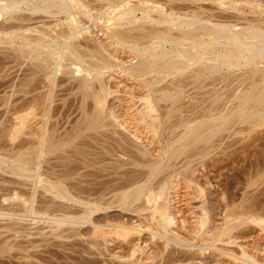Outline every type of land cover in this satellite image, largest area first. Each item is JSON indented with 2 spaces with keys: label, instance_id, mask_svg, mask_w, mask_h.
<instances>
[{
  "label": "rangeland",
  "instance_id": "obj_1",
  "mask_svg": "<svg viewBox=\"0 0 264 264\" xmlns=\"http://www.w3.org/2000/svg\"><path fill=\"white\" fill-rule=\"evenodd\" d=\"M80 1L87 4V6H85L87 10L90 9L88 10L90 15L88 13V17L86 18L80 15L79 19L84 26L90 27L88 28L89 33L87 32L85 35L81 33L77 38H74V40L68 38L66 34L70 33V28L68 26L69 19L66 16L69 15L67 12L69 9L60 11L61 9L56 7L43 11V9H46L44 7L46 5L40 3V0H28V2L22 4L20 8H14L15 10H10L6 14H4V12L7 10L5 11V9H2V11H0V264H131L134 262L129 259V256L134 249L137 252H135L136 258L143 259L141 262L142 264L160 263V252L156 246V249L153 248L155 244L150 240L151 234L146 231L139 237L132 236L128 238L124 243L123 241L114 240L115 238H110L109 243L106 244L102 241V243H104L101 245V249H96L91 243L93 238L92 225H90V223H85L81 227V225L77 224L79 220L77 217L81 213L80 211L85 207L81 203L84 202L83 199L88 201V199L94 198L96 195V197L100 195L102 197V194L107 192L106 189L109 191L111 183L112 185L117 183L114 179L118 180V178L121 177L122 174L116 172L117 170L119 171V167L121 166L118 162V158L120 157L119 159H123L121 161L127 162V158H129L128 156L130 154L129 152H131L132 149L135 150L133 146L126 144L128 141H134V139L126 137L129 136V134H127L128 131L125 129L126 127L138 131L142 137L139 144L144 141L143 145L145 143L148 144L149 141L153 140L159 143L162 139H164L163 141H167L168 136L174 137V135H178L184 131V126L181 125V122L190 115L184 116L190 109H188V107L191 106L193 108L196 104V107L199 108V106L204 103L208 104L214 99L212 97H214L217 90L221 89L222 84L225 85L222 87L226 88H223L224 90L221 89L223 91L222 99L224 100L225 98V104L226 101L230 106L233 104L232 107H234V110L229 109L225 111V117H229V124L225 123L226 126L223 124L224 126L214 129L211 132L212 137L210 141L207 145L205 144L207 148L213 147L211 154L214 155L212 158L208 159V162L212 163L209 165L211 168L209 167L208 170L212 172L210 174L211 176L213 175V180L217 182V189L223 192L221 197L225 196L224 199L228 202L234 201L238 209L244 205L249 206L252 204L257 208L253 207L254 210H257L256 212L253 210L254 215L258 212L255 216L264 219V125L255 124V122L257 123L258 120H261L264 116V99L262 101L254 98L252 104L253 108L250 111L251 108H249V105L247 113L246 111L242 113V110L240 113V109L242 108L237 104L239 101L235 102V105L234 103L231 104V100L233 101V99H236L234 95L237 94L238 96L243 90H251L253 93L250 91V94L256 96L257 93H260L261 89H264V84L262 83L264 80V66H262L264 64V59L263 63L258 64L259 68L257 70H251L254 67L251 66V68L249 67L250 65L236 67L234 74H231L233 79L235 78L236 80L234 79L230 84L232 81L230 79L232 77L226 79V83L229 82V87L224 83L225 81H223V83L221 82L222 84L220 83V87L217 85L215 86V89L217 88L216 91H214V89L213 92L206 95H199L198 89V91L196 90L197 92L194 91L195 93H192V98L191 95H182L184 96L182 97L179 94L181 99H179L178 96L174 99H179L175 101H177L180 107H176L177 109H173L171 112L169 111L170 108L168 109L167 103H172L174 99L172 98L170 101L159 99L162 96L160 92L157 93V91H159L160 88H166V86L169 88L171 85L169 82L174 79V76L173 79L166 77V79H164L165 81L163 80L162 83L160 81L159 85H156L158 87L155 85L152 86V88L155 87L154 89L150 88V86L147 87L151 78L153 82L154 79H160L162 77L153 72L152 74L149 73L146 77L139 78L137 70L141 68V63H138V65L136 62H140V59L135 53H132L128 49V51H125L127 53L125 55H128L127 58L129 57V60L117 61L121 66H118L113 71L111 70L110 72H102L99 74L101 77L103 76L102 78L104 81L101 79L103 84L99 81L92 80L90 82L92 85H87V87L82 83V77L85 75L81 71L82 67L80 68L81 73H77V71L73 73L75 69L67 66L71 62L70 59H73L72 56H69L66 60L64 59L62 63L63 66L56 70L55 63H53L54 61H46L44 60L45 57L43 58V56L40 55L37 57V51L48 52L54 50L55 53H57L55 56L58 57L62 51L66 50L69 52L72 46H82V49L87 50L89 47L95 46L101 39L104 40L105 31H114L115 27L120 25V22L117 23L118 21H113L116 24L114 26L106 23L107 18L104 17H108L111 15L110 13H113L110 8H108L109 5L117 4L118 8L121 9V7H125L127 4H140L139 2L142 0ZM121 1L123 6L122 3H120ZM153 1H158L167 7H179V9L177 8L179 11L175 10L176 12H188V14H190L194 11H205L204 14H202L203 16H210V14L212 16L213 14L215 17L214 19L218 20L221 18L223 21L229 20L236 23L239 28L252 25H259L264 28V5H259V2L264 3V0H259L258 5L257 2H255L256 4L253 3L254 5L252 3H246L247 0H193V2L192 0ZM119 3L121 7L118 5ZM191 3L194 4L192 5ZM37 4L43 9L33 11L32 9ZM150 5L149 9L152 11V2ZM140 7L141 6H139V8ZM101 8L103 9L101 15L95 13L98 11L101 13ZM104 10H106V12H104ZM117 11L116 13H118ZM107 12L108 14H106ZM2 13L3 15H1ZM97 15L100 16H98L99 21L96 20L94 23L91 21V16L97 17ZM150 15H155V17H157L159 14L153 11ZM216 15L217 17L219 15V17L217 18ZM139 16H141V14ZM141 24H144V26L147 25L146 28H149V30L154 26V24H147L145 22ZM67 29H69L68 32ZM121 29L124 28H119L118 30ZM24 37H27L31 43L34 42V44H38L36 45V50H31L29 46L23 43ZM107 40L109 41L107 44L112 45V48L115 49L114 41L117 40V38L114 37L113 39H106L104 41L106 42ZM67 42H71V44H66ZM110 42L113 43L111 44ZM119 50L120 48L115 49V52L117 51L118 53ZM129 68L130 70L134 69L136 74H134L133 70L129 72ZM95 73L93 72V75H95ZM180 76L181 75H177V77ZM214 76L216 75L212 77L214 78ZM210 78L208 77V80ZM174 80H176V78ZM206 80L204 85L207 82ZM210 81L212 87L213 80ZM180 84H182V82ZM194 84L197 86L200 85V82L199 84ZM207 85H209V83H207ZM101 86L106 87L107 90H110L113 94L112 100L115 102L114 109L118 116L114 121L117 120V123L114 121L112 123L110 120H105L106 122L102 121L98 124L91 122L93 115H97L93 100L95 94L100 91L101 88L99 87ZM147 90H149V92ZM147 94H149L150 99L154 101L152 104L154 113H152V115L157 116L159 114L160 117L164 118V116H166L167 118L166 120L163 119V122L160 124L155 122V131L151 130V128H154L152 126L145 127L147 126L144 125L146 123L140 120L145 111H149L150 109L149 105H146L148 103L145 101ZM210 95L212 96L209 98ZM231 95L232 98L228 97ZM238 97L237 100H239ZM182 100L186 101V103L187 100H191L194 104L190 103L193 105L189 104V106L183 104L181 107L182 103H184ZM206 100L210 101H208V103H201ZM210 103L212 105L213 101ZM177 104L175 105L178 106ZM236 104L240 108H238ZM192 108L191 110L194 111L193 109H195V107ZM202 108L200 109V111H202H198V113L197 109H195L196 113H194L196 115L194 114V117L197 118L202 113L210 112L208 110L209 108L207 110L206 108L204 109V107ZM141 110H144L143 113ZM191 110H189V112ZM204 110L206 112H203ZM141 113L142 117H140ZM250 113H253V116H251L252 118L248 116ZM244 114L248 116V119H245L247 117H245ZM20 115H22L21 117L23 118L25 115L29 116V118L25 116V118L27 117L29 119V123H27L29 126L27 124H25L27 126H17L16 123L19 121L17 118ZM191 115L193 116L192 113ZM134 117H137L135 121ZM233 118L235 122H233ZM147 119L149 123L152 121L150 118ZM190 119L193 120V118ZM118 120H120L121 123L125 121L123 124L124 126H117L120 122ZM136 121H139V123ZM181 128L183 129L181 130ZM42 138H45L46 141L43 146V156L39 160H32L33 163L31 162L29 165L30 168L32 167V169H29L34 173V178L29 180L27 177H21L16 175L15 172H12L13 169L17 168L16 159L21 157L24 158V156L25 158L35 157L36 148L39 147V141ZM137 141L134 142L137 143ZM202 144H204V142H202ZM145 146L147 145H144V147ZM151 147L152 146H150V148ZM95 153L99 154V158H96V160ZM20 165L23 166V163ZM35 166L39 168L37 167L36 169ZM128 167L133 170L134 166ZM121 168V171H119L120 173H122L123 169L125 170V166ZM38 177H41V180L45 181L37 182L39 179L36 181V178ZM55 178L61 179L66 183V191L63 193L64 195H62L63 197L47 190L48 187L46 185L49 181L57 182ZM108 180L114 182H109ZM106 186L109 188L107 187L105 189ZM182 190L181 193L187 198L190 196L193 197L191 189L183 188ZM112 194L104 198H110ZM112 197L113 198L110 199L116 200L114 196ZM200 200L202 199L191 202L198 204L201 202ZM213 200L210 201L211 203L209 202L210 205L216 203L215 201L217 199L215 201ZM175 207H172L171 211L176 218L177 224L175 227L177 230H182V232L191 230L190 224L186 222L183 216L184 214L181 212V214L179 212L177 213ZM77 211L78 213H76ZM109 215L112 221L120 220L122 222L124 221V224L128 223V225L137 220L132 212L123 211L118 207L111 209L108 216ZM95 216H100V219H105V213L103 212ZM114 217L117 219H114ZM131 221L133 222L131 223ZM255 224L256 223L252 221L249 222L248 220L247 224H244V227L240 228L241 231L238 232L241 236V239L238 241L242 244L243 248L248 249L257 259H260V261L263 259L264 261V226ZM228 248L239 250L237 245L229 246ZM122 254V258L116 257V255ZM136 258L134 257L133 259ZM155 258L157 259L155 260ZM95 260L98 263H96ZM219 260L220 263L223 261V263L228 264V260L224 258H219ZM186 264L191 263L188 262Z\"/></svg>",
  "mask_w": 264,
  "mask_h": 264
},
{
  "label": "bare ground",
  "instance_id": "obj_2",
  "mask_svg": "<svg viewBox=\"0 0 264 264\" xmlns=\"http://www.w3.org/2000/svg\"><path fill=\"white\" fill-rule=\"evenodd\" d=\"M26 2H28V0H0V9H1L0 11H2V9L3 10L5 9V11L6 10L7 11L6 12L3 11V12L4 14H6L8 11L13 10L14 8H20L22 4L24 3L26 4ZM151 2L153 4L152 11L149 9V6H151L150 5ZM247 2L250 4L257 2L258 5L259 0L258 1L247 0L246 3ZM40 3H44L46 5L44 6L46 9L41 8V6L37 4L34 6L32 10L38 11L39 9L41 10L43 9V11L44 10L47 11V9H53L56 7L60 8L61 9L60 11L69 9L67 10L69 15H66L67 18L69 19L68 26L70 28V33L69 34L66 33L68 35V38L70 39L72 38L74 40V38H77L81 33H84L83 35H85L87 32L89 33L88 28L90 26L89 27L84 26V24H82V21H80L79 19L80 15H83L85 18L88 17V13H89L88 10L90 9L87 10L86 8L87 4L83 3L80 0H40ZM120 3H122V1ZM120 3L118 5H120ZM139 3L140 4L137 3L135 5L133 4L130 5L126 3L127 5L130 6L124 4L125 7H121L120 5L121 9L118 8L117 4L113 5L110 3L111 5H109L108 8H110L111 12L113 13H110L111 15L109 14L110 16L108 17H104L107 18L106 23L113 26L116 25L115 22L113 21H118L117 23L120 22L119 23L120 25H118L120 27L118 26H117L118 28L115 27L114 31L104 32V36H105L104 40L113 39L114 37H116L117 40L114 41V47H116L115 49L120 48V50L123 51L119 50L118 53L117 51L115 52V49L112 48V45L107 44L109 43L108 40L105 42L103 39H101L102 42L101 41L97 42L95 46H92L91 48L90 47L88 48L87 46L88 48L87 50L82 49V46L77 45V46H72L71 49H69L70 50L69 52L66 50L62 51L60 53V56L58 55V57L55 56L57 55V53H55L54 50L48 52L37 51L36 53L37 57L38 55H40L43 56V58L45 57L44 60L46 61L47 60L49 61L51 60L52 62L54 61L53 63H55V69L58 70L61 66H63L62 63L64 59L66 60V58L72 56L73 59H70L71 62L69 63L67 61L69 64L67 62L65 63H67L68 65L67 64L66 65L70 66V68L72 67V69H75V71L73 70V73H76V71L77 73L78 72L81 73L82 71V73L85 74L82 77L83 78L82 83H84L87 86L91 84L90 82L92 80L101 82V79L103 80L102 78L103 76L101 77V75L99 74H101L102 72L103 73L110 72L111 70L113 71L114 69H116L118 66H121L119 63H117V61H123L129 58V57L127 58L128 55L127 56L125 55L127 54L125 51L128 49L132 53H135V55L138 56L140 59V62H136V64L141 63L140 64L141 68L137 70L138 71L137 75H139V78L146 77L148 76L149 73L152 74L153 72L158 74V76L162 77L160 79H154L153 82L151 81L152 79L151 78L149 80V85L147 87L150 86V88H152V86L154 85L155 86L159 85L160 81L162 83V81L166 79V77L167 78L170 77L173 79L174 76V79L176 78V80L173 79L170 80L169 82V84L171 83L172 87L170 85V87L168 88V86L165 85L166 88L163 87L160 88V90L158 89L159 91H157V93L160 92L162 96L159 99L162 100L165 99L167 101L168 100L170 101V99L172 100V98L173 99L177 98V96L179 99H181V97H179L180 95L181 96L191 95L192 98L193 96L192 93H195L198 90H199L198 91L199 95L200 94L206 95L208 93L213 92L216 85L217 86L221 85L223 81H225L224 83H226L227 82L226 79L232 77L231 74L232 73L234 74V71H236L235 69L236 67L250 65L249 67L251 66L254 67V68L251 67L252 68L251 70L253 69L257 70L259 68L258 64L263 63L264 28L259 25L258 26L252 25L248 27L239 28L236 23H233L229 20L223 21L221 20V18L218 20L214 19L215 17L213 14L212 16L211 14L210 16L209 15L203 16L202 14H204L205 11L202 10H201L202 12L194 11L193 13L191 12L192 14L191 13L188 14V12L186 13L176 12L179 9V7H173V6L167 7L166 5H163L158 1L142 0ZM261 4L264 5V3L259 2L260 6ZM139 6L141 7L139 8ZM117 8L120 10L117 11L118 10ZM116 11L118 13H116ZM139 11L141 16H139L140 15ZM153 11L157 12L159 15H157V17H155V15L154 16L150 15V13ZM102 12L103 9L101 8V13L99 11L95 13L101 15ZM104 12H106V10H104ZM106 14H108V12ZM1 15H3V13ZM98 16L99 15H97V17L91 16V21L95 23L96 20H98L100 17ZM144 22L147 24L149 23L154 24L155 27L153 26L151 27L152 29L150 28L149 30V28H146L147 25L144 26V24H141ZM119 28H124V29L118 30ZM68 30L69 29H67V32ZM23 43L29 46L31 50H36V45H38V44H34V42L31 43V41L27 37H24ZM69 43L71 44V42H67L66 44ZM262 66H264V64ZM81 67L83 68V70ZM132 70L134 72V69ZM132 70H130L129 72H131ZM93 72L94 73L96 72L95 75H93ZM134 74H136V72H134ZM177 75H181L182 77L181 76L177 77ZM211 75L212 76L216 75L217 77L214 76L213 78ZM208 77L211 78L208 80ZM234 79L233 77L230 79L232 80L230 84L233 82ZM205 80L207 82L204 85ZM210 80H213L212 87L210 85L211 83ZM181 82L182 84H180ZM199 82L200 85L196 86V84H194V83L199 84ZM207 83H209L210 86L207 85ZM228 83H226L227 86L229 85ZM262 83L264 84V80L262 81ZM223 85L224 84L221 85L222 90H224L223 88H225L222 87ZM99 88H101L100 91L97 94H95L94 100L92 99L93 105L97 111V115L96 116L93 115L91 122H93L94 124L96 123L98 124L101 123L102 121L110 120L113 123V121L118 117L116 115V110L114 109L115 102L114 100H112L113 94L112 92H110V90H107L106 87L101 86ZM221 89L217 90L216 88L214 90V91L217 90V92L216 94H214L215 92L213 93L214 97L212 98L214 99L212 100L213 101L212 105L210 103L212 101L210 100H208L210 101L209 103L207 100L201 102L202 104L204 102L208 103V104L204 103L203 105H200L201 107L197 104L199 108H197L195 104L194 107L195 109H197V113L198 111H200L202 107H204V109L206 108V110L209 108L208 110L210 111L207 113L204 110L203 112L206 113H202L200 115L198 114L199 117L197 118L194 117L196 115L195 114L196 110L193 109L194 107L192 108L191 106H189L190 103H193L191 101L193 99L189 100L190 102L187 100V103L189 102L188 104L186 103V101L182 100L184 103L181 102L182 103V105L180 104L181 107L183 106V104H186L189 106L188 107V109L190 108L189 110H191V108L194 110V111L191 110L190 112L188 110L187 114L185 113L186 115L184 116H187L188 114L191 115L192 113L193 116L192 115L189 116L190 118H193V120L190 119L189 116H187L186 119H183V121L181 120L182 121L181 125L184 126V131H182L180 134L177 133L178 135H174V137L168 136L167 141H163L164 139H162V141H160L159 143H157V141L154 142V140L149 141V143L147 142L148 144L146 143L144 144L147 145L148 147L147 146L144 147L143 143L145 141L144 142L142 141L143 143L139 144L140 139H142V137L138 133V131L131 129L130 127L125 128L128 131L127 134H129V136L126 137L134 139V141L138 140L137 141L138 144L132 140L126 143L135 148V150L132 149L133 151L131 150V152H129L130 154L128 153L129 156L128 155L127 156L129 158H127L128 160L127 162L121 161L123 159H119L120 157L118 158V162L121 164L120 167L118 166L119 171H121L120 170L122 169L121 167L124 166H125V170L123 169L124 171L122 170V173H120L118 170L116 171L117 173L122 174L121 177L119 178L116 177L118 178V180L114 179L117 181V183H115L114 185H112L111 183V187L109 191L108 189H106L108 186L105 187L107 192L102 194V197L101 195L99 197H96L97 196L96 195L94 198L90 197L91 199H88V201H85L86 199L85 200L83 199L84 202H82L81 204H83L85 207L82 210L83 207L80 206L82 207L81 208L82 211H80L81 213L79 212L80 214L77 217V219H79L77 221V224L81 225V227L85 223H90V225H92L93 238L91 240L92 242L91 241L90 242L93 244V246L96 249L100 250L101 249L100 247L104 242L106 244L109 243L110 238H115L114 240L123 241L124 243V241H127L128 238L132 236L139 237L141 236L142 233L146 231L151 234L150 240L152 241L153 244H155L153 248H155L156 246V248L160 252L161 262L155 264H177V263L186 264L188 262L191 264H225L223 263V261L220 263L219 258L221 259L224 258L228 260L227 262L228 264H264L263 259H261L263 262L260 261V259H257L254 254L248 251V249L243 248L242 244H240L238 241L239 239H241V236L239 235L238 232L241 231L240 228L244 227L243 226L244 224H247L248 220L249 222L252 221L256 224L264 226L263 225L264 219L255 216L256 214H258V212L255 213L254 215L253 212L254 211L256 212L257 210H254V208L256 207H254L252 204L249 206L244 205L240 209H238L234 201L228 202L226 201V199H224L225 194L223 195L224 197H221L222 196L221 194L223 192H220V189L219 190L217 189L218 187L217 182L213 180L212 177L213 175L211 176L210 174L212 172L208 170L209 167L211 168V166L209 165L212 164L208 162V159L214 156L211 154L213 147L207 148V146H205V144L207 145L208 142L210 141L212 137L211 132L214 129H217L220 126H224V125L226 126L227 123L229 124L230 122L229 117H225L226 116L225 111L229 109L234 110V107H232L233 106L232 103H234L235 105V102L239 101L240 103L237 102V104H239L240 107L242 108L240 109V113L241 110L242 113L243 112L245 113V111L247 113L249 105H250L249 108H251L250 111L253 108L252 104L254 98L263 101L264 89L263 90L261 89L260 93L259 94L257 93L256 96L250 94L252 92L251 90H243L241 94H238L239 97L237 96V94L234 95L231 93L232 95H234V98H236L235 99L236 101L233 99L234 102L231 100V104H232L231 106L228 105L227 101L226 104L224 103L225 98L224 100L222 99L223 91ZM149 90L147 91L149 92ZM232 95L228 97L232 98ZM211 96L212 95H210L209 98ZM237 97L239 100H237ZM175 100L177 99L172 100V103L168 102L169 105L167 103L168 109L170 108L169 110L170 112L173 109H177L176 107H180L177 104L178 100L177 101ZM145 101L146 103H148L146 105H149L150 109L149 111L148 110L145 111L144 113L145 116L143 114L142 117V113L144 110L143 111L141 110L142 111L141 116L139 115L140 117H142V119L139 117L140 120L146 123L144 124L147 125L145 127H149V126L154 127L156 126L155 122L160 124L163 122V119L164 120L167 119L166 116L162 118L159 116V114L158 115L156 114L157 116L152 115V113H154L152 110V104L154 101L150 99L149 94L146 95ZM173 101L176 103H174ZM175 104H177L178 106H176ZM237 107L240 108L238 105ZM21 116L22 115L18 116L17 118L19 120L18 123H16L17 126H24L25 124L29 123L28 115H25L28 116V118L26 117L27 119L25 118L24 115L23 116L25 119ZM244 116L247 117L245 119H248V116H250L249 118H252L251 116H253V113L248 114V116L244 114ZM136 118L134 119V121L136 120ZM147 118H150L153 122L151 121L149 123V120ZM124 122L121 123L120 121L117 124V126L119 127L124 126L123 125ZM136 122L139 123V121ZM233 122H235V120ZM255 124L264 125V116L261 118V120H258L257 123L255 122ZM182 129L183 128H181V130ZM151 130L155 131L156 128L155 127L153 129L151 128ZM45 142H46L45 138H42L39 141V147L37 146L38 148H36L35 146V148L37 149V151L35 152V157L25 158L24 156V158L21 157L19 159H16L17 168L13 169L12 172H15V174L18 176L27 177L29 180L31 178H34L35 176L33 175L34 173L30 171L32 167L30 168L29 165L31 162L33 163L32 160H36V159L39 160L43 156L44 153L43 146ZM202 142H204V144H202ZM150 146L152 147L150 148ZM95 154H96L95 157L96 160V158H99L98 157L99 154L97 153ZM21 163H23V166L20 165ZM128 166L131 167L134 166L133 170L132 168L130 169V167ZM35 167L37 169L38 166ZM41 177L36 178V181L37 179H39L37 182L45 181V180H41ZM56 180L57 182L48 180L49 183L46 185L48 188L47 187L46 188L47 190L54 192L57 195L63 197L62 195H64L63 193H65L66 191V187H65L66 183L61 179H56ZM109 182H114V181H109ZM183 188L191 189V192H193L192 194L193 197L190 196L191 198L190 197L187 198L184 194H182L181 191H183L182 190ZM109 194H112V196H114L116 200L110 199L113 198L112 196L110 198L107 197L109 199L104 198ZM198 199H202L200 200L201 201L200 203L198 204H194L195 202L192 203L193 201H196ZM213 199L215 200L217 199V200L215 201ZM211 200L215 201L216 203L210 205L209 202ZM173 205H175L176 207ZM115 207L121 208L123 211L132 212L137 220L134 222L131 221V223L132 222L133 223L129 225L128 223L124 224V221L122 222L120 220L112 221L110 218L111 214L109 216L108 214L111 211V209ZM172 207H175V211L177 213L181 212L184 214L183 216L186 219V222L190 224L191 230L184 232H182V230L181 231L177 230V228L175 227L177 224L176 218L173 212L171 211ZM101 212L105 213V217H104L105 219H103L102 217H101L102 219H100L101 215L98 217L95 216L96 214H100ZM76 213H78V211ZM114 219L117 218L114 217ZM117 221H120L122 223ZM102 241L104 242L102 243ZM233 245L234 246L237 245V247H239V250L228 248L229 246H233ZM135 252L136 250L134 249L131 255L129 254L130 255L129 259H131L132 262H134L135 264H139L142 262L143 259L141 260L140 258L138 259V257L136 258ZM116 257L122 258L123 254L116 255ZM134 257L136 259H133ZM156 259L157 258H155V260Z\"/></svg>",
  "mask_w": 264,
  "mask_h": 264
}]
</instances>
